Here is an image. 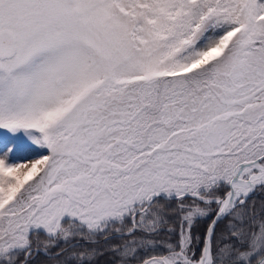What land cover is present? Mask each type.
<instances>
[{"label":"snow or ice","instance_id":"obj_1","mask_svg":"<svg viewBox=\"0 0 264 264\" xmlns=\"http://www.w3.org/2000/svg\"><path fill=\"white\" fill-rule=\"evenodd\" d=\"M0 264H264V0H0Z\"/></svg>","mask_w":264,"mask_h":264},{"label":"rangeland","instance_id":"obj_2","mask_svg":"<svg viewBox=\"0 0 264 264\" xmlns=\"http://www.w3.org/2000/svg\"><path fill=\"white\" fill-rule=\"evenodd\" d=\"M27 155H28V154L25 153V152L20 153V156H21V157H25V156H27Z\"/></svg>","mask_w":264,"mask_h":264}]
</instances>
